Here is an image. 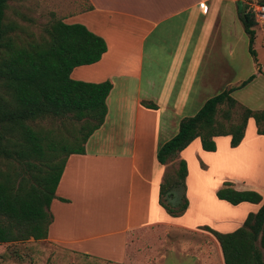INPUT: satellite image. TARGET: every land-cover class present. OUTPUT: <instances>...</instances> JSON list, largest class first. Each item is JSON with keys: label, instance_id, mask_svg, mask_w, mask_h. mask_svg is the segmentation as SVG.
Returning <instances> with one entry per match:
<instances>
[{"label": "crops", "instance_id": "crops-1", "mask_svg": "<svg viewBox=\"0 0 264 264\" xmlns=\"http://www.w3.org/2000/svg\"><path fill=\"white\" fill-rule=\"evenodd\" d=\"M86 1L87 8L62 20L84 24L104 39L106 51L97 62L74 67L70 77L86 82L108 80L112 86L105 100L103 123L87 138L84 153L70 154L66 160L55 193L67 201L52 200L53 220L46 239L120 261L131 232L172 225L194 232L201 239L189 249L176 248L177 262L181 255L182 263L224 264L218 241L203 227L219 232L235 230L248 211L241 216L231 215V211L249 201L232 205L215 193L228 181L235 189H255L264 194L263 183L244 176H220L210 189L195 188L193 198L199 203L192 204L187 196L185 212L173 217L159 204V185L167 163H159L156 153L177 133L184 117L194 115L208 98L241 83L229 79L236 62L245 57L244 46L248 44V34L238 15V0ZM77 13L85 19L76 15V20L70 22L69 18ZM256 21L264 23L262 19ZM236 39L240 42L237 49ZM254 50L255 55L248 51L260 73L264 63ZM236 55L238 61L233 62ZM252 74L251 80L255 76ZM249 81L235 89L245 87ZM143 102L156 106L147 107ZM250 119L254 118L248 117L246 125ZM245 129L235 147L230 146L229 135H219L213 138L214 151L204 150L200 139L195 138L179 153L175 160L182 158L187 164L186 193L192 180L187 153L198 156L204 165L200 171L207 176L210 164L205 156L219 153L220 141L228 151L242 147ZM255 129L256 135H264L257 132V126ZM249 203L252 211L261 204ZM215 207L220 211L215 212ZM188 212L194 213L193 219L186 218ZM88 241L95 242L96 249L103 253L118 252L117 258L90 252L85 245Z\"/></svg>", "mask_w": 264, "mask_h": 264}, {"label": "trees", "instance_id": "trees-1", "mask_svg": "<svg viewBox=\"0 0 264 264\" xmlns=\"http://www.w3.org/2000/svg\"><path fill=\"white\" fill-rule=\"evenodd\" d=\"M9 0H0V243L43 240L53 220L50 204L70 154H83L84 143L100 127L106 114V97L111 89L108 80L86 82L70 77L79 65L97 62L106 51L104 39L82 23L54 19L43 33L23 38L5 21ZM264 1V0H260ZM238 15L248 34L247 48L255 39L256 19L238 0ZM13 31V32H12ZM249 75L236 87L208 98L192 116L184 117L177 133L161 144L156 158L161 164L175 160L195 138L206 151L216 149L214 137L230 136L235 147L243 137L248 117L252 116L257 132L264 120V108L243 107L240 120L228 127L216 118L219 105L226 104L223 119H231L237 100L231 93L245 85ZM147 107L155 104L143 102ZM74 119L77 134L50 135L34 122L42 119ZM186 161L180 158L173 171L165 170L159 185V204L173 217L182 215L188 200L185 195ZM181 188L180 199L173 203L174 190ZM216 197L232 205L240 201L261 202L249 211L242 224L231 232L203 228L218 241L224 264H264V194L255 189H235L224 181ZM167 198L168 200H165Z\"/></svg>", "mask_w": 264, "mask_h": 264}, {"label": "rangeland", "instance_id": "rangeland-1", "mask_svg": "<svg viewBox=\"0 0 264 264\" xmlns=\"http://www.w3.org/2000/svg\"><path fill=\"white\" fill-rule=\"evenodd\" d=\"M241 1L245 5H249V3L258 0ZM87 7L88 3L86 0H9L8 8L5 11V21L15 26L13 31H16V34L28 39L30 35H34L35 37L42 34L44 26H47L54 19H62L68 14ZM76 15L80 17V14L77 13L72 15L69 21H75ZM80 19L85 18L82 16ZM254 28L256 30V36L252 47L259 52V56L261 55L260 59L263 64L264 23L256 22ZM242 34L244 35V32ZM239 44L240 42L236 39V49ZM225 48L228 49L229 46ZM244 50H246V55L244 58L241 56L240 63L236 62L238 61V55L233 59V62H236V66L233 69L234 71H231L234 75L229 79L231 83L233 81L239 83L252 73L255 76L245 87L235 89L232 92V96L237 100V103L231 110L230 120H224L222 118L223 112L227 109V105L222 104L218 106L216 118L223 123L224 127H228L230 124H234L240 120L239 116L244 106L252 109L264 108V71L257 73L258 67L255 66L253 56L247 50L246 44ZM34 123L43 129L49 130L51 132L50 135L68 136L71 131L73 134H77L79 129V122L69 118H47L37 120ZM255 127V120L250 119L246 125V137L243 140L242 147L235 149V151H228L224 143L220 141V152L214 156H205L210 164L207 176H204L200 171V167L204 165L201 164L200 159L198 160V156H192L191 152L187 153L186 157L192 172L190 188L187 190V193L185 191L187 200L189 197L192 204L199 203L193 198L195 194L192 193H195V188L198 189L201 187L204 190L207 187L210 189V184L214 180L216 183L220 176H227L230 179L232 177L236 178V176H244L243 178L249 181L263 183L264 185V135L261 137L256 135ZM260 127H264V120H262ZM177 162L178 160L168 161L166 169L169 171L175 170ZM173 193L174 197L172 199H164L168 200V202L170 200L173 203L177 202L181 197L182 190L181 188H176ZM215 199L217 200L216 197ZM208 200L212 201L210 197ZM252 206L249 202L241 203L240 206H237V208L231 211V215L238 214L241 216L244 211H252ZM214 210L215 212L220 211L216 207ZM185 216L191 220L194 218V213L188 212ZM92 230L89 229L88 231ZM52 237H54V231H52ZM198 240L201 239L194 232L183 230L172 225L152 226L131 232L128 235L124 258L119 261L82 253L49 239L33 240L30 238L22 242L0 243V264H177L182 263V260L181 255H179V262L176 261V248L182 250L184 247H187L189 249L192 246L191 244L196 246ZM85 245L94 254H104L105 256L115 258L118 256V252L103 253L101 252L102 250H97L95 242L93 241L85 242ZM184 264L190 263L186 262Z\"/></svg>", "mask_w": 264, "mask_h": 264}, {"label": "built area", "instance_id": "built-area-1", "mask_svg": "<svg viewBox=\"0 0 264 264\" xmlns=\"http://www.w3.org/2000/svg\"><path fill=\"white\" fill-rule=\"evenodd\" d=\"M247 9L253 12L255 19L264 20V1L258 0V1L251 2L247 6Z\"/></svg>", "mask_w": 264, "mask_h": 264}]
</instances>
